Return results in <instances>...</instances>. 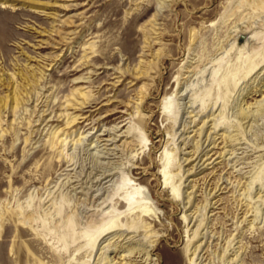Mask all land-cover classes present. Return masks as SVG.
I'll list each match as a JSON object with an SVG mask.
<instances>
[{"label": "rangeland", "instance_id": "rangeland-1", "mask_svg": "<svg viewBox=\"0 0 264 264\" xmlns=\"http://www.w3.org/2000/svg\"><path fill=\"white\" fill-rule=\"evenodd\" d=\"M262 1L0 0V96H22L0 117V264H113L134 244L101 260L103 239L88 238L108 217L136 226L156 264H190L193 250L195 264H264ZM196 95L195 122L182 103L175 120L162 110ZM207 130L203 146L228 152L180 179ZM125 177L148 212L127 205Z\"/></svg>", "mask_w": 264, "mask_h": 264}, {"label": "bare ground", "instance_id": "bare-ground-1", "mask_svg": "<svg viewBox=\"0 0 264 264\" xmlns=\"http://www.w3.org/2000/svg\"><path fill=\"white\" fill-rule=\"evenodd\" d=\"M263 3H264V1H262ZM6 2H2V4H4V5H1V7H5L6 6V4H5ZM258 5V4H257ZM264 5V4H263ZM153 16V15H152ZM156 17V16H155ZM152 23H154V21H152ZM151 26H152V24H151ZM153 27V26H152ZM153 29H155L154 27H153ZM251 36H254V34H252ZM2 43V42H1ZM5 43V42H4ZM3 46V45H2ZM91 48V47H90ZM93 51V50H92ZM252 62V61H251ZM258 66V63H248L247 64V69H246V73L248 74V73H250L255 67H257ZM217 70V69H216ZM25 79H26V76H25ZM222 79H225V76H223L222 78H221V80ZM1 80H4V78L3 79H1ZM221 80L219 79V81L221 82ZM27 81H29L28 79H27ZM3 84H6L7 86H8V82H3ZM11 88V87H10ZM12 89V88H11ZM257 89V88H256ZM8 92V91H7ZM79 94L80 95H82V98L83 99H81L80 100V102H78L77 100L76 101H74L73 103L74 104H79V105H81V106H84L83 105V103H86L84 100V97L86 96V93L85 92H79ZM20 97H22V96H20V90L19 89H16L15 90V88H14V90L12 91L11 90V92H9V93H7L6 95H4L3 97H1L0 96V117L2 116V111L3 112H6V110L7 109H10V110H15V108L17 107V105L19 104V102H20ZM75 97H73V99H74ZM198 98H199V96L198 95H196V96H194L193 98H191V100H189L188 99V101L187 102H184V101H181V102H179V101H177V100H175L176 98H174V100H170L169 98H165L164 99V101H163V104H162V110L164 111V112H167L168 114H170V116L171 117H173L174 118V120L177 118V115H178V112H179V109H177L178 107H179V103H182V106H183V109H185V112H187V113H189L190 115V117H191V120L190 121H188V123L189 122H195V118H192L194 115H199L200 113H202V112H204V107H203V104H204V101H203V98L201 97V98H199L200 100H201V103H200V105L202 104V107L200 106V108H199V110L197 111V112H195L194 114H191V113H193L194 111H195V109H196V104H198L197 102H198ZM73 99L71 100V101H73ZM258 100V99H257ZM262 101H264V95H263V97L260 99V100H258V101H255L257 104V106L258 107H260V106H262L263 105V103H262ZM9 102H13V105L11 106L10 105V103ZM73 103H71V105L73 104ZM78 105V106H79ZM178 105V106H177ZM190 108V110H188ZM254 109V108H253ZM257 110V109H256ZM253 111H255V110H251L250 108H249V106H245V107H241L240 108V111H239V114H240V116H241V118H243V119H245V118H247V117H249V115H251L250 114V112L251 113H253ZM176 112V113H175ZM210 114V113H209ZM215 114V113H214ZM188 115V114H187ZM188 116V117H189ZM239 116V115H238ZM195 117V116H194ZM76 118V117H75ZM74 118V119H75ZM218 118H215L214 117V115H213V117L212 118H210V119H208V116H206V118L205 119H202L203 120V123L201 124V126H200V129L201 128H203L206 124H207V122H209V121H211L212 123H214V125L216 124V120H217ZM189 120V119H188ZM218 121V120H217ZM175 122V121H174ZM187 123V124H188ZM223 123V122H222ZM211 125V124H210ZM209 125V126H210ZM183 126H185V124H183ZM212 127H213V125H212ZM211 127V128H212ZM215 127H216V125H215ZM107 130V129H106ZM179 130H180V128H179ZM184 130L186 131L187 129H186V127H183L182 128V130H181V132H183V133H181L182 134V136H183V134H184ZM203 130V129H202ZM108 131V130H107ZM110 131V130H109ZM199 131V130H198ZM201 131V130H200ZM211 130H209V132H210ZM231 131H233V129L232 130H229L228 131V133H226V134H224V132H223V140H226V141H230V140H234L235 139V137H234V135L235 134H233V132H231ZM180 132V131H179ZM188 132V131H187ZM208 132V130H207V133H206V136H205V138L202 140V142H195V143H193L194 145H193V147H195V149H194V151L189 155V156H187L186 158H182V156L180 157V159H182L181 161H180V163H178L179 164V173L178 174H180L179 176H180V179H183V177L186 175V177L189 175V174H191L192 173V171H194V170H196V169H198V168H202V166L203 167H206L208 164H210V163H213L214 162V160L216 159V158H218V157H221V156H223L224 154H225V152H228L226 149H224L223 148V150L221 149V151H215L214 153L212 152V153H210V151L212 150V148H214L213 146H211V147H209V148H207L206 149V146L208 145H206V146H203V144H206L205 142L206 141H210L209 143H211L212 144V142H214V140L215 139H213L212 138V136H213V134H212V136H211V134ZM201 134V133H200ZM204 134V133H203ZM55 135V134H54ZM114 135V134H113ZM113 135H111V136H113ZM202 135V134H201ZM200 135V136H201ZM106 136H108V138L105 140V141H107V140H113V138H114V136L113 137H111L110 136V133L109 134H106ZM110 136V137H109ZM175 136V135H174ZM185 136V135H184ZM183 136V137H184ZM199 136V135H198ZM199 136V137H200ZM215 136V135H214ZM56 137V136H55ZM58 137V136H57ZM173 138V137H172ZM175 138V137H174ZM174 138H173V144H174V148L175 149H178V151H180L181 150V146H177V142H176V139L174 140ZM188 138H189V135H187L184 139H180L183 143H184V140H187L188 141ZM55 139V141H57V139L56 138H53V140ZM190 139V138H189ZM213 139V140H212ZM199 140V139H198ZM236 140V139H235ZM235 142V141H234ZM61 143V142H60ZM188 143L190 144V142L188 141ZM187 143V144H188ZM192 143V142H191ZM233 143V142H232ZM106 144V143H105ZM111 144H113V143H111ZM184 144H186V142L184 143ZM226 144V143H225ZM224 144V145H225ZM235 144V143H234ZM115 145V144H114ZM210 145V144H209ZM203 146V147H202ZM235 148V147H234ZM107 149V148H106ZM166 149V148H165ZM103 151V150H102ZM177 151V150H176ZM233 151V153L235 152V150H232ZM105 152V151H104ZM231 151H229V153H230ZM113 153V152H112ZM169 154H171V153H169V150H165V160H166V162H165V164H164V166H163V168H162V172H163V182L164 183H167L169 180H168V173H167V171L165 170V167H166V164H167V160H168V158H169ZM215 154H217V156L216 157H213ZM228 154V153H227ZM107 155V154H106ZM235 155V154H234ZM223 158V157H222ZM228 158V157H227ZM226 158V159H227ZM95 159V158H94ZM178 159H179V157H178ZM185 161H188V163H191V167L190 168H187V169H183V166H182V163H184ZM103 171V170H102ZM101 171V172H102ZM104 172V171H103ZM115 174V173H114ZM176 174V173H175ZM96 175H97V173H96ZM99 175V174H98ZM102 175H104V174H102ZM171 175V174H170ZM170 175H169V177H170ZM109 175H105L103 178H106V177H108ZM173 176V175H172ZM97 177H100V175L99 176H97ZM96 178V177H95ZM97 179V178H96ZM95 179V180H96ZM177 179V178H176ZM100 180V179H99ZM185 180H186V178H185ZM101 182V181H100ZM123 182H124V184H127V185H129L131 188H132V191L131 192H127V194L124 196V200L126 201V203H127V205L128 206H133V207H139V208H141L140 210L141 211H144V212H148L149 211V208L147 207V203H148V196L145 194V192H144V188H143V186L142 185H139V184H136V183H133L132 181H131V179H129V178H123ZM218 182V181H217ZM122 184V183H121ZM181 184H182V182H181V180L178 182V183H176V184H171V190L173 191V193H175V195L176 196H178V197H180V198H184L183 196H186V198H187V200L185 201V202H190V198H191V195L192 194H188L187 192L188 191H183L182 189H180V186H181ZM128 186V187H129ZM218 186V185H217ZM193 187V186H192ZM75 188V187H74ZM220 187H218V189H219ZM88 192V191H87ZM96 192H99V191H96ZM214 192V191H213ZM212 192V193H213ZM210 194V193H209ZM215 194V193H214ZM100 195V194H99ZM97 196V195H96ZM260 196V195H259ZM105 197H108L107 195L105 196ZM110 197H111V194H110ZM98 198V197H97ZM185 198V199H186ZM103 199V198H102ZM184 201V200H183ZM104 202V201H103ZM104 203H106V202H104ZM108 206V205H107ZM105 211V210H104ZM107 211V210H106ZM104 213V212H103ZM107 214V213H106ZM188 214V213H187ZM187 214H183V216H184V218L186 219L187 217H188V215ZM104 215H105V213H104ZM107 216V215H106ZM109 216V215H108ZM193 217V216H192ZM108 218H110V219H108V221H103V223H102V225H101V227L99 228V231H98V233H97V235L96 236H94V237H90V238H88L89 239V242H95L96 240H97V238L98 239H103V241L105 242H103L102 244H101V247H99V248H101V249H103V251H101L100 252V258H101V260H103L105 263H108V262H110L111 260H112V258H110L109 257V255L107 254V252H110V251H112V250H115V248H117L118 246H122L123 245V243L121 242L123 239H126L125 240V242L127 241V242H130V245H131V243L132 244H134V245H132L130 248H129V250H128V255L126 256L125 254H121V256H120V260H118L117 262H115V263H113V264H156V259L154 258V257H152L151 256V254H150V251H151V249H152V247H153V245L154 244H151V242H146L145 240H142V239H140L139 237L138 238H136V236L138 235V234H136V231H137V227L136 226H133L132 224L131 225H124V223H122V222H119V221H117V220H112L111 219V217H108ZM194 218V217H193ZM105 219H107V218H105ZM104 219V220H105ZM195 224V223H194ZM199 226V225H198ZM97 228V227H96ZM194 230V229H193ZM94 231V230H93ZM197 232V231H196ZM196 234V233H195ZM86 236H87V234H86ZM131 239V240H130ZM88 242V243H89ZM102 242V241H101ZM100 242V243H101ZM110 247H113V248H111L110 249ZM196 249V248H195ZM137 253V256L139 257V258H141V259H139V261H131L130 260V257L129 258H127L128 256H130V253ZM193 256L192 257H190V264H195L196 262H195V260H194V256H195V251L193 250ZM106 260V261H105ZM128 261H131V262H128ZM112 262V261H111Z\"/></svg>", "mask_w": 264, "mask_h": 264}]
</instances>
